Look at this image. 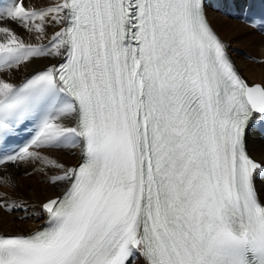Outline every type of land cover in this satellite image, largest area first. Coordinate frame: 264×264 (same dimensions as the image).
I'll list each match as a JSON object with an SVG mask.
<instances>
[{
	"label": "snow or ice",
	"instance_id": "obj_1",
	"mask_svg": "<svg viewBox=\"0 0 264 264\" xmlns=\"http://www.w3.org/2000/svg\"><path fill=\"white\" fill-rule=\"evenodd\" d=\"M206 8L0 0V264H264V82ZM13 168L60 192L37 211ZM17 212L43 223L6 231Z\"/></svg>",
	"mask_w": 264,
	"mask_h": 264
},
{
	"label": "bare ground",
	"instance_id": "obj_2",
	"mask_svg": "<svg viewBox=\"0 0 264 264\" xmlns=\"http://www.w3.org/2000/svg\"><path fill=\"white\" fill-rule=\"evenodd\" d=\"M244 1L245 0H206L207 16L215 31L224 40L231 59L234 61L235 65L247 81L249 83L264 82V63L250 62V60L243 57L241 50H239L240 46L242 47V45L245 44L247 46H244L245 49L251 48L257 58L264 61V32L255 29L252 26L254 21L251 19L243 21L247 24V26L243 25L244 23L241 20V22H239L238 19H233L230 17L231 12L228 10L229 5L245 3ZM260 1L262 2V0H258V2ZM251 2L255 4L257 0H252ZM262 3L264 4V2ZM256 12L260 13L258 9H254L253 11L250 10L247 13V16ZM250 28V33L252 35L250 34L249 36L247 35V32L245 33V30ZM43 63V61L38 62L34 65V67L40 68L43 66ZM248 151L250 155L257 160L264 159V129H261L258 125L254 126L250 130L248 137ZM57 155L66 164L76 163V157L67 156L63 153H58ZM29 171H31V169ZM12 174L15 175L19 184L22 192V198L30 207L36 209L37 211L39 210L38 205L47 197L57 195L60 192L59 188H53L42 183L44 178L40 175H25L22 168H13ZM5 221L6 231H11L13 228L32 230L42 223V220L36 216H32L27 220H20L17 213H15L14 216H7Z\"/></svg>",
	"mask_w": 264,
	"mask_h": 264
},
{
	"label": "rangeland",
	"instance_id": "obj_3",
	"mask_svg": "<svg viewBox=\"0 0 264 264\" xmlns=\"http://www.w3.org/2000/svg\"><path fill=\"white\" fill-rule=\"evenodd\" d=\"M251 1L252 0H245L244 2L245 3H239V4H231V5H229V7L228 8H233L234 10H235V16H232V18L233 19H238L239 20V22H243L244 21V18H245V13H246V11L249 9V8H251L252 7V3H251ZM223 15H225V14H223ZM241 20V21H240ZM244 23V22H243ZM243 25H246L247 26V24H243ZM250 27H252V26H250ZM250 30H251V28L250 29H247V30H245V33L247 32L248 34L247 35H249L250 36ZM249 31V32H248ZM245 35V34H244ZM252 35V34H251ZM244 43V42H243ZM247 47L245 44H243L242 45V47L240 46V48H239V50H241V54L243 55V57H245V58H247V60H250V62H256V63H260V62H257V61H262L261 59H259V58H257V56L254 54V52L251 50V48H246L245 49V47ZM245 49V50H244ZM247 49H248V51H247ZM250 57H251V59H250ZM38 207H39V205H38ZM17 214L19 215V217L22 215V213L21 212H17ZM21 220V219H20Z\"/></svg>",
	"mask_w": 264,
	"mask_h": 264
}]
</instances>
